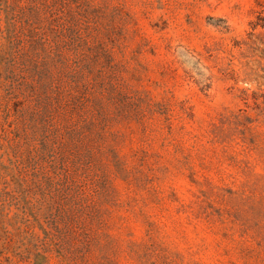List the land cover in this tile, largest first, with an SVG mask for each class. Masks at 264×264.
Here are the masks:
<instances>
[{
	"label": "rangeland",
	"instance_id": "obj_1",
	"mask_svg": "<svg viewBox=\"0 0 264 264\" xmlns=\"http://www.w3.org/2000/svg\"><path fill=\"white\" fill-rule=\"evenodd\" d=\"M83 1L84 198L15 191L0 95V264H264V0Z\"/></svg>",
	"mask_w": 264,
	"mask_h": 264
},
{
	"label": "trees",
	"instance_id": "obj_2",
	"mask_svg": "<svg viewBox=\"0 0 264 264\" xmlns=\"http://www.w3.org/2000/svg\"><path fill=\"white\" fill-rule=\"evenodd\" d=\"M19 1L0 0V95L7 118L13 117V128L3 135L13 142L15 191L23 194L25 185L46 184L52 198L62 202L56 210H63L84 198L80 168L70 149L84 142L88 125L94 124L88 117L95 104L94 78H89L106 49L84 27L88 1ZM257 26L264 27V10ZM11 101L17 105L14 110ZM58 214L62 211L51 208L48 221H56Z\"/></svg>",
	"mask_w": 264,
	"mask_h": 264
}]
</instances>
